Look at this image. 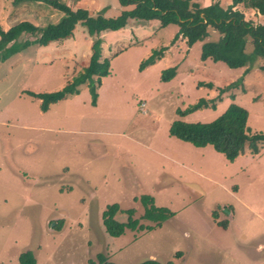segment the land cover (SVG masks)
I'll return each mask as SVG.
<instances>
[{"label":"rangeland","instance_id":"1","mask_svg":"<svg viewBox=\"0 0 264 264\" xmlns=\"http://www.w3.org/2000/svg\"><path fill=\"white\" fill-rule=\"evenodd\" d=\"M58 1L105 18L133 8L118 0ZM60 17L43 2L0 0L3 31L24 21L45 27ZM245 19L264 20L253 11ZM178 30L130 21L90 37L77 25L71 37L32 44L0 64V264H19L27 251L36 264L97 263V255L113 264H264V150L230 162L211 146L169 134L175 121L210 123L232 103L247 111L253 133H264V59L239 69L202 60V46L219 34L208 29L207 39L187 47L175 39ZM33 40L24 34L18 42ZM95 41L110 65L95 103L86 83L41 112L40 100L27 93L63 89L87 66ZM161 49V57L140 67ZM171 68L175 78L162 81ZM200 99L206 103L198 110L177 114ZM142 195L172 218L151 231L108 236L101 223L107 205L132 209V219L153 226L141 219Z\"/></svg>","mask_w":264,"mask_h":264},{"label":"trees","instance_id":"2","mask_svg":"<svg viewBox=\"0 0 264 264\" xmlns=\"http://www.w3.org/2000/svg\"><path fill=\"white\" fill-rule=\"evenodd\" d=\"M28 2H43L60 13L58 21L45 27L34 25L30 22H20L3 31L0 27V64L11 56L32 44L47 46L51 42L69 38L73 35L77 25L86 29L90 37H98L105 31H117L128 25L130 21L149 23L158 21L160 27L176 25L179 36L186 40V46L191 47L195 42L209 37L208 29L219 34L217 42H207L202 46L201 59L211 60L214 63L225 64L230 69L244 68L264 59V20L263 23L254 25L245 19L246 13L255 12L258 17L264 18V0H231V5L221 8L219 3L202 5L200 0H118L121 7L132 6L129 11H123L115 18H105L102 13L92 14L85 9L73 10L58 0H17ZM27 34L33 41L18 42V39ZM250 42V43H248ZM91 56L87 66L81 73L65 84L64 88L43 94L27 93L34 99L40 100V111L45 113L49 106L58 103L68 96L77 95V88L87 83L92 103L96 101V90L100 86L101 79L110 75L109 61L102 60L100 54V42L95 41L91 45ZM162 49L153 53L141 63V68L161 57ZM250 52V53H249ZM175 68L163 71L162 81H171L175 78ZM264 72V65L260 67ZM241 83V79L230 84L224 90L232 89ZM208 88H212L207 83ZM224 90H220L223 92ZM202 103H198L184 111H177L179 116L198 110ZM211 108L215 109L212 105ZM248 113L237 104H230L226 110L210 123H185L175 121L169 129V134L178 140L190 143L196 147L211 146L222 154L228 161L233 162L239 156L246 153L258 155L264 150V133H253L247 125ZM144 209L142 220L153 223V226L145 227L137 219H132L134 210H119L118 204L107 205L101 215L105 233L116 238L126 230L151 231L160 228L162 224L172 218L173 213L166 208H158L154 205V199L148 195H142L137 199ZM125 214L126 222L117 221V214ZM225 226V223H221ZM175 256H180L176 254ZM19 264H36L33 254L29 251L21 253L18 257ZM88 264H113L107 262L103 255H97V263L88 261ZM140 264H161L156 260H146ZM171 264V263H168Z\"/></svg>","mask_w":264,"mask_h":264}]
</instances>
